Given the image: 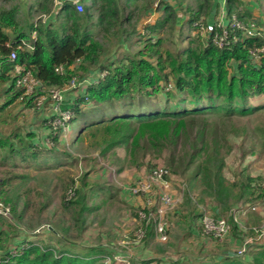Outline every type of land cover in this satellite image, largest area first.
I'll return each mask as SVG.
<instances>
[{
  "label": "trees",
  "instance_id": "obj_1",
  "mask_svg": "<svg viewBox=\"0 0 264 264\" xmlns=\"http://www.w3.org/2000/svg\"><path fill=\"white\" fill-rule=\"evenodd\" d=\"M52 1H36L31 5L34 12L25 19H20L18 5L0 9V82L7 96L0 104V202L9 207L11 215L0 216V264H104L113 257L112 247L102 245L101 236L90 246L83 244L87 230L100 220L99 211L116 201L119 192L104 173L97 183L89 178L90 172H82L80 164L92 153L94 160L108 161L117 178L130 168L150 169L145 158L153 155L162 159L175 183L186 184L182 202L166 215L170 241L153 245V227L147 226L143 249L164 255L190 241L194 231H200L202 213L196 211V204L211 203L214 211L210 214L228 217L231 226L223 240H213L216 253L229 247L230 238L245 248L246 260L215 255L190 264H264V236L239 227L232 218L233 209L245 198L256 195L264 203V185L259 176L246 174V168L234 177L226 176L231 170L227 160L235 149L228 139L231 135L252 134V148L242 152V158L251 156L252 166L264 160V130L263 141L258 143L256 133L247 126L236 128L234 121L264 111V55L257 52L264 48V37L243 36L228 26L226 40L218 45L213 40L221 36V28L202 34V26L218 24L208 20L211 14L214 18L221 14L217 0H158L161 15L149 20L142 33L129 8L141 0H82L80 13L69 0H63L57 15L35 26L34 13H47ZM148 1H143L144 15L153 5ZM224 12L230 21L247 23L252 17L250 11L236 7L235 0H225ZM177 26L180 40L174 48L156 36ZM33 32V50L18 49L22 41H30ZM137 36L145 39L142 50L109 60L111 52L105 42L113 38L121 47L132 44ZM11 51L16 52L13 62L8 60ZM22 64L46 89H65L74 76L93 80L64 93L62 108L73 112L69 124L78 116H89L69 146L51 135L50 112L42 121L43 144L33 140L38 135L32 132L24 135L19 128H2L7 122L3 113L18 100L26 109L34 108L36 97H24L23 89L15 85L13 69ZM58 67L62 74L56 72ZM46 138L53 147L45 146ZM68 162L76 168L79 165L80 173L54 172ZM253 206L247 204L244 210ZM258 214L264 221V210ZM20 225L25 232L19 231ZM137 228L136 224L130 239ZM150 262L160 261L133 264Z\"/></svg>",
  "mask_w": 264,
  "mask_h": 264
},
{
  "label": "rangeland",
  "instance_id": "obj_2",
  "mask_svg": "<svg viewBox=\"0 0 264 264\" xmlns=\"http://www.w3.org/2000/svg\"><path fill=\"white\" fill-rule=\"evenodd\" d=\"M36 1L38 2L39 0H0V9L1 8L10 9V7H12L13 5H18L20 19H25L27 16H29L30 14L32 15V13L34 12V10H32L31 8V5L32 4L34 5ZM143 1L144 0H141L139 4H137V6L131 5L129 7L132 13H134V18L137 19V22H136L137 28L139 31H141L140 33H142V29L145 28L149 20L151 21L155 20L156 17H160L161 15V9L160 11L158 10L159 8L157 7V3H156L158 2V0L148 1V2L153 3L152 8L150 9L151 12L147 15L146 14L144 15L142 8L146 3ZM217 1L221 5V14L215 18H214V14H211L208 20L209 21L217 20L216 22H218V25L221 28L226 29L229 25L230 19L226 16L224 12L225 0H217ZM53 2L54 1H52L51 4H49L50 11L53 8ZM235 6L236 7L238 6L241 9V11H244V9H246L252 13L251 14L252 17H250L251 19L247 23H242V24L244 26L254 25V28H255L254 31H257V33H260V35L264 37V0H235ZM50 11H48L47 13L46 12H41L37 14L34 13V15L32 16V22L34 23V25L37 26V25L43 24L44 19L47 17L48 14H50ZM127 11H129V9ZM177 14L180 19L182 18L183 20H186V18L184 19V16H182L180 11L179 12L177 11ZM168 28L164 29V31L162 32L157 33L156 36L158 38L165 40V43L171 44L170 47L174 48V45L175 44L177 45V43L180 40V37L178 35L179 26L174 27L172 29L170 27ZM244 35H246V33H244L243 36ZM144 40L145 39L143 36L140 38L137 36L133 39L132 44H125L120 47L115 42V40L112 38V40L105 42V47H107L109 52H111L109 60L111 61V58L113 59L114 57H121V55L125 53L132 55L136 53L137 51L142 50L144 47L143 45ZM145 58H146L145 60H147L152 65L154 66L157 65L155 59L148 58L147 56H145ZM257 60H254V62H258ZM164 72L168 73L169 71L164 70ZM4 87L5 86L1 84L0 82V104L4 102L5 99L7 98L6 94L4 93V89H5ZM167 87L172 89L171 85ZM4 96H6L5 99H3ZM258 100L261 101L260 99ZM20 104L24 106L21 102L19 104H14L12 105L11 110L9 111L6 110L5 113H3V116L7 119H10L11 117L19 121L23 119H27V117L22 116L23 113L21 114L20 112H18V107L19 106L21 107ZM30 111L33 112L32 113L33 118H37L38 112L33 109L32 110L30 109ZM261 112H262L261 114L257 113L252 116H242V117L234 118L235 125L237 126L236 128H239L240 126H247L251 130V132L256 133L257 135L256 139L258 143H261L263 141L262 131L264 130V111H261ZM46 114H48V112H46ZM32 115L28 116V118L32 117ZM87 118L78 116L71 124H69V135H68L67 144H65L66 147L70 145V142L77 137L79 131L85 126L86 123H88ZM10 126L7 127V129L10 128ZM223 127L224 125L222 124L219 125L220 134H222ZM35 134L38 135L39 132ZM228 139H230L229 141H231V143L235 146V149H234V153L228 158L229 160H227L228 165L231 166V170H229L228 173H226V176L228 177V176L233 175L234 177L238 175V171L246 168V174L250 175L252 178H256L259 176L261 179L260 181H262L264 185V168H263L264 160L262 159V163L252 166L251 163H252L253 158L251 156L242 158V154H243L242 152H246L247 150H250L252 148V143L255 140L254 136L252 134H249L248 137H244V136H241V133H240L239 136L231 135ZM38 140H39V137L37 136L36 141ZM84 145L87 146V142H85ZM71 150L72 149H70V151ZM73 153H77V152L74 151ZM118 155L120 157H123L124 152L118 151ZM85 158H86V161L85 162L82 161V163L80 164L81 170L84 173L90 172L89 178L93 181H96L97 183L101 182L100 175H102V173H110L111 178L114 180L117 179L118 183H121L124 186L131 185V183L135 182L136 180L147 176L153 166L154 168L158 166L165 167V164L162 161V159L159 160V158H156L153 155H147L145 158V162L149 164L150 169H147V167H142L141 169H135V168L131 169L130 168V169L125 170V172L117 178L113 175V170L109 166L108 161H105L99 158L98 160H94L96 158V154L94 153H92V156L89 155L88 157H85ZM80 167L79 165L77 166V168L70 166L68 162L65 168L54 170V172L58 175L62 174L63 171H66V172L72 171V172L79 174ZM102 168L104 169V171L102 170ZM30 170H31L30 172L32 175L36 174V171L34 168ZM43 171H45V169H43ZM232 172H235V173H232ZM178 184L180 185V183ZM154 195L155 193L153 194V196ZM139 197L141 201L143 202L142 206H139V207H143L145 203L144 199L141 196ZM153 198H155V196ZM121 201L122 203L119 201H112V203H109L108 206H106L105 208L103 207L99 211L98 214L100 215V220H98L99 221L98 223L99 224L104 223V224L101 226L100 225L97 226L98 224L97 223L95 224L94 228L88 229L83 239L85 243L89 244L91 240L94 243H96L97 239H94L96 238L95 236H101V237L104 236L105 240L102 241V238H101V242L106 245L108 243L107 240H114L118 236L115 245L114 244L112 245L115 246L119 250V252H123L124 249L126 250L129 246H131L132 248L131 243L129 245H122L121 242L130 241L129 233L132 232V230L135 228V225H136L135 216H134V213L136 210L131 211V208H129L128 205L126 204L128 202L127 200L121 199ZM247 204L257 205L258 211H255V212L250 211L251 215L248 218L242 219L241 221L244 222V225L246 227L260 228L262 226L261 223L263 219L259 218L258 213L264 210L263 201L259 202V199H257L256 195H254V197L251 200L249 198H245L241 200L238 206L240 205L244 206ZM106 209H108V213L105 214ZM103 216H105L104 221L102 220ZM223 218H225L228 221V217H223ZM18 227L20 229L19 231L21 232L26 231L21 225ZM173 233H174V230H173ZM111 236L112 238L114 237L115 238L111 239ZM202 240L199 238H194L193 240L185 242L183 244L184 250L181 251L180 254L186 255L188 257H195V258L201 257L200 255H197V254L203 252V250L209 251L210 247L213 246L212 244L214 242L213 240H206V239H202ZM194 243L196 244L194 245ZM112 245L109 244L108 246H112ZM216 247L217 245L213 246L211 252H214ZM73 251L80 252L81 248H74ZM136 253L141 258H147L146 256H142L144 254L143 249L141 250L138 248V250H136ZM241 255L245 256V252L242 253Z\"/></svg>",
  "mask_w": 264,
  "mask_h": 264
},
{
  "label": "built area",
  "instance_id": "obj_3",
  "mask_svg": "<svg viewBox=\"0 0 264 264\" xmlns=\"http://www.w3.org/2000/svg\"><path fill=\"white\" fill-rule=\"evenodd\" d=\"M53 8L50 14L44 19L43 23L47 21L51 16L58 14L62 7L63 0H53ZM71 4L75 7L77 12L82 11V0H69ZM221 28L218 24H208L205 27H201V33L209 35L213 32L215 28ZM229 27L238 29L244 33L245 36H255L259 35L257 31H254V25L244 26L242 22L233 18L230 21ZM221 36L216 35L214 37V42L218 45L226 40L227 31L221 28ZM31 40H36V33L33 32L30 36V41H22L18 49H27L29 51L33 50V44ZM264 55V49L258 51ZM16 52L11 51L8 60L10 62L15 61ZM58 74L63 73V69L58 67L56 69ZM13 77L15 78V85L18 88H22L24 91V97H36L34 101L33 110L40 111L44 109L46 104L49 105L50 117L48 120V126L50 127V132L52 136L57 137V139L67 144L69 135V122L73 117V112L70 110H64L62 108L64 102V93L67 90L77 89L81 85L89 84L93 80L89 78H82L80 76H74L65 89H46L41 84V82L33 75V73L25 65H15L13 69ZM38 92H41L39 96H36ZM44 144L48 147H53L50 139L44 141ZM173 181L170 171L165 167H156L152 169L147 176L138 179L131 185H122L118 183L119 187L126 190L131 196L139 197L144 199L143 207L136 209L135 221L138 228L134 232V236L130 239V242H122V245L128 244H140L146 235V227L152 226L154 231V237L157 243L165 244L170 240V234L168 230V221L166 215L169 212H173L176 207L182 202L184 192L186 191V184L180 182V185ZM155 193V198L153 194ZM200 207V206H199ZM244 206H240L237 209H233L232 218L234 223H238L236 219L237 213H246ZM202 211V217L200 219V231L199 234L202 238L207 240L221 241L223 240L231 231V226L228 221L223 217H214L207 212L204 208L200 207ZM257 205H254L251 211H256ZM248 211V210H247ZM0 216L10 218V209L0 202ZM48 229L50 227L46 226ZM43 229H37L32 232V234H37ZM256 233L264 235V225L260 228H253ZM124 247V246H123ZM16 249L11 251L13 255ZM245 252V248L241 250V254ZM104 264H131L128 256H124L121 253L115 254L112 258L105 260Z\"/></svg>",
  "mask_w": 264,
  "mask_h": 264
},
{
  "label": "crops",
  "instance_id": "obj_4",
  "mask_svg": "<svg viewBox=\"0 0 264 264\" xmlns=\"http://www.w3.org/2000/svg\"><path fill=\"white\" fill-rule=\"evenodd\" d=\"M5 97L6 96H4L3 99H5ZM19 103H20V101L18 100V102H16L15 104H19ZM11 109H12V106L9 107L7 109V111H9ZM18 112H20L21 114L23 113L22 116L27 117V119H23V120H20L19 121V120H16L15 118H11L10 117V119H7L6 120L7 122L5 124H2V128L4 129V131L5 130H8V129H12V128H19L22 131V134H24V135H26L29 132H32V133H34V132L35 133H38L39 132L38 137H39V140L40 141L38 140L39 142L38 141L37 142L43 144V139L45 138L46 133H45V130L42 128L43 127L42 126V121L47 116L46 112L49 113V107H44V109H42L40 111H37L38 112L37 113V115H38L37 118H33V115H32L33 112L30 111V109H26L22 105H21V107L20 106L18 107ZM30 115H32V117H29L28 118V116H30ZM11 119L13 120V122H12ZM9 126H10V128L7 129V127H9ZM33 140L35 141L36 139L33 138ZM104 175H105V179H106L107 182L113 184L116 189H119L118 196L115 199L116 201H119V202L122 203L121 199H125V200L128 201L126 203L128 205V207L129 208H133L135 210L138 209L139 206H142L143 202L141 201L140 197H133L126 190L121 189L119 187V185H118V180L117 179H115V180L112 179L110 173H104ZM113 175L116 177V175L114 174V172H113ZM100 176H102V175H100ZM115 183H117V184H115ZM193 200L195 201V197H193ZM199 206L202 207V208H204L205 212H207L208 214H210L211 212L214 211V207H213V205L211 203L210 204H205V205L196 204V211L197 212L199 210L201 211V209H200ZM236 209L238 210V207ZM237 210L235 211L236 212V214H235L236 215V219L238 220L237 225L239 227H241V228L253 229V227H246L244 225V222L241 221L242 219L248 218L251 215L250 214V211L251 210L250 211H247L246 210V213H244V215L242 213L241 214L237 213L238 212ZM256 211H258V208L256 209ZM253 212H255V211H253ZM201 213H202V211H201ZM258 216H259V218L262 219V217L260 215H258ZM261 225L262 226L264 225V221H262ZM134 229L132 230V232L134 231ZM194 234L195 235H192L190 237V240H193L194 238H199L201 240L204 239V238H202L200 236L199 232L194 231ZM263 236L264 235H261V237H263ZM95 237L96 238H99L100 236H95ZM31 238H33V237H31ZM96 238H94V239H96ZM101 238H102V241L105 240V237L104 236L101 237ZM114 238H112V236H111V239H114ZM117 238H118V236L114 240H107L106 239L108 241L107 244L108 245L109 244H111V245L114 244L115 245ZM129 240H130V237H129ZM130 241H127V242H130ZM122 242H124V241H122ZM83 244L90 246V245L94 244V242L91 240L89 244H87L85 242H83ZM107 244L105 245V244L102 243V245L108 247ZM157 244H159V243L156 242L155 237H154L153 245L156 246ZM195 244L196 243H194V245ZM228 244H229V247L228 248H222L220 251H218V253H216V249H215L214 252L203 250V252L197 254V255H200L201 257H197V258H195V257H188L186 255L180 254V252L184 250L183 244L176 246L174 249H172L171 251L165 253L164 255L156 254L154 251H152L150 249H143L141 243L140 244H137V245L131 244L132 245V248H131V246H129L126 250L124 249L123 252H119V250L115 246H113V245L110 246V247H112L111 249L114 252L113 253V256L115 254H119V253H121L124 256H128V258L130 259L131 264H133L134 261L144 262V261H150V260H159L160 261L159 264H178L179 262H182V264H190V261H192L193 263L196 262V261H205L208 258H210V256H215V255L216 256H219V257L230 258V259L240 258L242 261L246 260V256H243V255L240 254L241 250L244 247H242L240 249V246H238L234 240L233 241L230 240V238L228 239ZM138 248L141 249V250L143 249V253L144 254L142 256H146L147 258H141V257H139V255L136 253V250H138ZM150 264H157V263H151L150 262Z\"/></svg>",
  "mask_w": 264,
  "mask_h": 264
},
{
  "label": "clouds",
  "instance_id": "obj_5",
  "mask_svg": "<svg viewBox=\"0 0 264 264\" xmlns=\"http://www.w3.org/2000/svg\"><path fill=\"white\" fill-rule=\"evenodd\" d=\"M229 24H230V22H229ZM228 26H229V25H228ZM259 37H261L260 33H259ZM263 49H264V48H263ZM259 50H260V49H258L257 52H258ZM258 53H259V52H258Z\"/></svg>",
  "mask_w": 264,
  "mask_h": 264
},
{
  "label": "water",
  "instance_id": "obj_6",
  "mask_svg": "<svg viewBox=\"0 0 264 264\" xmlns=\"http://www.w3.org/2000/svg\"><path fill=\"white\" fill-rule=\"evenodd\" d=\"M49 230H51V228Z\"/></svg>",
  "mask_w": 264,
  "mask_h": 264
}]
</instances>
